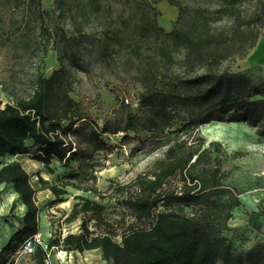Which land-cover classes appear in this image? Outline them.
Returning <instances> with one entry per match:
<instances>
[{
  "label": "trees",
  "instance_id": "obj_1",
  "mask_svg": "<svg viewBox=\"0 0 264 264\" xmlns=\"http://www.w3.org/2000/svg\"><path fill=\"white\" fill-rule=\"evenodd\" d=\"M7 1L17 7L23 0ZM30 1H36L39 10V0ZM131 1L140 14L129 31L135 76L141 85L136 102L150 113L145 122L150 134L167 136L171 130L178 136L170 139L163 155L147 170L116 185L114 193L121 195L127 210L112 216L100 201L75 195L67 220L88 213L97 231L80 219L79 231L52 235L45 247L35 243L28 257L32 264H46L51 248L62 246L68 251L96 249L107 264H264L263 235L244 249L237 247V228L228 222L240 200L224 183L227 171L222 169L219 141L210 140L204 146L205 139L197 132L199 125L211 121H245L264 134V83H253L245 70L232 72L223 65L227 59L244 56L256 44L258 19L244 13L246 0H216L215 7L194 4L177 8L173 25L166 29L158 23L160 11L150 1ZM102 4L103 0L77 1L66 8L57 4L59 14L69 18L75 32L62 34L63 47H54L59 67L48 75L36 73L27 95L6 91L11 100L3 106L0 99V183L10 184L25 206L20 227L0 247V264H13L16 254L40 228L30 174L19 160L4 161L6 155H28L51 173L53 160L64 167L77 160L75 169L58 176V183L49 184L36 174L41 188L53 194V203L64 200L67 186L104 196L95 175L104 163H97L94 152L102 151L105 159L114 145L101 137L107 129L98 130L92 123L83 137L90 151L79 156L71 136L82 132L88 117L70 95L68 70V66L80 67L72 47L82 40L85 25ZM120 24L107 30L119 37L129 19ZM132 128L129 123L122 130ZM241 154L235 150L232 156ZM79 170L86 172L91 184L76 179ZM176 175L180 184L171 185ZM127 212L151 220L150 225L129 221ZM245 214L248 226L262 234L260 216L264 212Z\"/></svg>",
  "mask_w": 264,
  "mask_h": 264
},
{
  "label": "rangeland",
  "instance_id": "obj_2",
  "mask_svg": "<svg viewBox=\"0 0 264 264\" xmlns=\"http://www.w3.org/2000/svg\"><path fill=\"white\" fill-rule=\"evenodd\" d=\"M77 1L86 0H39L38 10L36 1L23 0L16 7L7 0H0L2 106L11 100V96L6 91L15 95H27L31 91V80L36 73L48 75L53 69L59 67L57 51L54 47H63L62 34L69 36L74 35L75 32L69 18L59 14L57 4L66 8L67 4ZM148 1L160 11L158 16L160 25L162 13L164 17H172L170 11L160 5L161 0ZM165 1L179 9H187L194 4L208 7H215L217 4L216 0ZM262 2L263 0H246L243 8L247 17L258 19L256 27L259 37L256 44L244 56L227 59L223 63L232 72L245 70L251 81L258 84L264 83ZM40 10L42 14H39ZM139 15L136 4L131 0H103L101 9L93 13L85 25L84 37L77 46L72 47V50L78 53L80 67L68 66L72 82L70 95L80 102L88 117V122L81 124L82 132L77 137L71 136L73 146L78 149L79 156H84L90 151L83 137L94 123L98 130L107 129L106 132H101V137L104 141L112 143L114 149L105 159L101 158L102 151L94 152L97 163H104V167L95 172L96 186L103 193V197L90 191L67 186L64 200L53 203L51 200L54 197L51 191L48 188H41L37 173L49 184L58 183V176L67 173L70 169H75L77 160L72 161L70 167H64L53 160L50 164L54 170L53 173L49 172L41 162L36 164L32 171H28L36 189L35 196L40 218V228L31 239V248L35 243L45 247V242L52 235L79 231L80 219H86L89 227L97 231L94 220L88 213H80L79 217L73 221L67 220L75 195H86L100 201L112 216L127 210L121 201V195L114 193L116 185L126 183L137 173L147 170L156 159L163 155L170 139L178 136V133L174 134L171 130H168L167 136L150 134L145 124L150 113L136 102L141 85L135 76V57L130 52L129 31L134 28ZM124 18L129 19V26L119 37L107 30L121 25L120 21ZM172 25L173 23L166 24L167 29ZM65 64L68 65L67 60ZM129 123L133 128L124 132L122 129ZM197 132L204 137V146L210 140L220 143L222 169L227 171L224 183L241 199V205L234 210V217L237 218L235 223L242 222L247 217L245 211L256 208L257 211L264 212V134L245 121H211L199 125ZM179 135L187 137L186 133H179ZM235 150L242 151V154L233 157L232 153ZM26 156L28 157L22 154L6 155L3 160L17 159L25 168ZM96 167L99 166L96 165ZM82 171L79 170V176L76 179H80L86 185L91 184V179L86 172ZM170 183L171 185L180 184L178 175L172 177ZM24 210L25 206L13 191L12 186L0 184V247L8 240L11 233L20 227V217ZM127 213V219L137 225L149 226L151 223L149 219ZM245 231L235 230L234 238L239 249L248 246V240L252 239V236L247 233L248 230ZM27 253H29L28 249L20 250L13 264H32ZM46 264L107 263L101 259L96 249L68 251L62 246H55L48 252Z\"/></svg>",
  "mask_w": 264,
  "mask_h": 264
},
{
  "label": "crops",
  "instance_id": "obj_3",
  "mask_svg": "<svg viewBox=\"0 0 264 264\" xmlns=\"http://www.w3.org/2000/svg\"><path fill=\"white\" fill-rule=\"evenodd\" d=\"M160 5L163 6V8L168 9V11H170L169 13L172 14V17H164L163 16V13H162V16H161V18H162L161 19V26H163L164 28L167 29L166 24H168V23H171L172 24L174 22V20L176 19L177 13H178V9H177V7L175 5L170 4V3H168V1H165V0H161L160 1ZM0 184H2V183H0ZM239 200H241V199H239ZM240 205H241V201H240ZM252 211H257V210H256V208H253ZM236 219L237 218L234 217V212H233V217L229 220L228 223H229V225L234 226L235 228L238 227L237 229H239V230H242V231L248 230L247 233L252 236V239L250 241L248 240V246L250 244H252L255 241V239L259 238L262 235L264 236V215L260 216V219L262 221V226H261V232H262V234L259 233V232H256V231L252 230L248 226L247 217L242 222L235 223L236 222Z\"/></svg>",
  "mask_w": 264,
  "mask_h": 264
},
{
  "label": "bare ground",
  "instance_id": "obj_4",
  "mask_svg": "<svg viewBox=\"0 0 264 264\" xmlns=\"http://www.w3.org/2000/svg\"><path fill=\"white\" fill-rule=\"evenodd\" d=\"M25 161H26V166H25V168H26L27 171H32L33 168L36 166V164L40 163V161H37V160H35V159H31V158H29V157H27V156H26V158H25ZM39 192H40V191H39ZM39 194H40V193H39Z\"/></svg>",
  "mask_w": 264,
  "mask_h": 264
},
{
  "label": "built area",
  "instance_id": "obj_5",
  "mask_svg": "<svg viewBox=\"0 0 264 264\" xmlns=\"http://www.w3.org/2000/svg\"><path fill=\"white\" fill-rule=\"evenodd\" d=\"M125 100L128 101L127 99H125ZM30 243H31V239H28V240L26 241V243L24 244V248H23V249H28L29 252L32 251V248H31V246H30Z\"/></svg>",
  "mask_w": 264,
  "mask_h": 264
},
{
  "label": "water",
  "instance_id": "obj_6",
  "mask_svg": "<svg viewBox=\"0 0 264 264\" xmlns=\"http://www.w3.org/2000/svg\"><path fill=\"white\" fill-rule=\"evenodd\" d=\"M262 19H263V25H264V0L262 3Z\"/></svg>",
  "mask_w": 264,
  "mask_h": 264
},
{
  "label": "flooded vegetation",
  "instance_id": "obj_7",
  "mask_svg": "<svg viewBox=\"0 0 264 264\" xmlns=\"http://www.w3.org/2000/svg\"><path fill=\"white\" fill-rule=\"evenodd\" d=\"M263 31H264V25H263Z\"/></svg>",
  "mask_w": 264,
  "mask_h": 264
}]
</instances>
